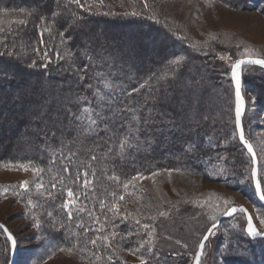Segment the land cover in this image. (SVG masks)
I'll return each mask as SVG.
<instances>
[{
    "label": "rangeland",
    "instance_id": "rangeland-1",
    "mask_svg": "<svg viewBox=\"0 0 264 264\" xmlns=\"http://www.w3.org/2000/svg\"><path fill=\"white\" fill-rule=\"evenodd\" d=\"M94 1L97 4L88 12V17L93 21H90V26L99 33L105 31L113 35H104V42L110 40L113 44L122 45L121 51L125 50L129 63L136 60L150 63L160 53L161 47L166 48L164 52H170L171 57L156 74L158 77L155 83H160L161 89L169 99H191L193 108L198 106L196 100L211 98L213 103L219 106L217 110H221L219 116L223 119V124L230 123V128L225 126L227 130L224 131V136L207 139L204 144H210L211 141L210 145L220 152L227 147L238 151L240 148L235 146L237 135L232 115L234 90L231 84V65L242 57L264 58V14H261L259 9L243 5L233 6L224 0H147V9L144 7V0ZM132 12L138 13L136 17L149 23L133 24L125 19L108 24L109 18H125ZM27 15L28 12L19 10L0 12V28L4 29L0 32V53H13L12 56H0L2 64L11 63L18 66L21 72L33 63L26 40L34 39L35 35L31 34L28 26L10 22L26 19ZM78 20L76 18V21ZM70 23L72 24L71 21ZM74 27L77 26L74 24ZM139 28L142 30L137 33ZM165 35L172 37L171 48H168L167 43L171 41L165 39ZM213 36L215 39H212ZM245 47L250 49V52L245 53ZM140 48H144L146 52L139 53ZM221 56L224 59H220ZM176 58H182L178 67L170 63ZM115 60H122V57L120 59L119 56ZM60 61L54 56L52 69L47 67V70L58 76L61 72ZM35 67L40 69L42 66ZM253 67L255 66H246L242 73V95L247 109L243 125L245 136L257 154L259 178L264 180V101L257 85L260 79L264 80V72ZM8 74L7 78L10 80L13 74L18 72L9 70ZM27 75V79H11L15 85L13 92L7 99L0 97V109L13 113L20 111L19 102L13 107L14 100L21 95L17 94V90L24 85L25 89L28 85L38 84L33 73ZM165 77L169 78L168 83L164 82ZM192 86L195 88H191ZM39 92L40 89H36V93ZM176 105V110L185 115V105L180 102ZM29 108L40 118L27 115ZM48 108L47 100L40 102L36 100L35 94L31 99L25 96L26 115L18 119V122L23 120L25 127L34 131L37 121L47 116ZM210 108V105H204L202 113L208 112ZM195 119L192 127H196L198 121L206 120L200 116L198 121ZM13 123L3 126L5 128L0 132V146L13 141L12 135L15 131L10 130V127L15 125ZM177 132L180 131H174ZM198 141V138L194 141L196 146L199 145ZM242 149L240 154L243 164H240L239 175H233L232 172L230 174L229 171L233 170L231 165L220 157L221 159L215 160L213 165L202 162L204 172L201 173L174 166L139 176L120 195L124 196L123 200H120V196L114 197L112 193L110 198L113 200L105 214L129 223V226L135 225L136 229L134 232L132 228L125 231L120 241H111L110 247L101 240L108 256L95 253L91 249L93 245L87 241L82 242L83 252L60 251L61 248L50 241L51 232H54L50 228L53 222L44 219L49 208H45L43 203L46 195L36 182V175L31 169L25 171L20 166H0V192L5 188L9 189L0 194V222L16 239L15 264H140V257L145 259L146 264H193L200 239L207 228L222 215V212L215 211L216 206L221 209L244 206L251 214L256 227L261 228L259 217L264 216V207L257 200L251 185L250 156L243 147ZM22 181L29 182L27 191L18 187ZM11 186L17 187L13 189ZM29 200L32 201L31 205L28 204ZM225 200L229 201L228 205L224 204ZM113 204L118 206V214L109 211ZM209 204L213 207H209ZM77 209L73 207V211L76 212ZM161 211L168 214L160 216ZM212 215H216L215 221L209 219ZM150 216L155 219H149ZM138 220L140 224H137ZM37 223L39 227L35 226ZM143 224H148L149 228L144 229ZM246 227V217L242 213L222 220L209 238L200 264H264V241L248 237ZM151 230L154 232L150 238L147 233ZM111 234L108 232L109 237ZM148 239L152 240L151 253L147 243L140 247V244ZM177 240L181 243L177 244ZM132 252H135V255ZM101 259L104 260L103 263L99 262ZM9 260L10 243L0 230V264H9Z\"/></svg>",
    "mask_w": 264,
    "mask_h": 264
},
{
    "label": "trees",
    "instance_id": "trees-1",
    "mask_svg": "<svg viewBox=\"0 0 264 264\" xmlns=\"http://www.w3.org/2000/svg\"><path fill=\"white\" fill-rule=\"evenodd\" d=\"M224 1L233 6L243 5L252 9L264 8V0ZM84 2L85 0H82V3ZM89 4L92 5L90 7L92 9L97 3L94 0H87L85 8H80L78 5L69 4L68 0H58L59 6L57 5V0H0V12L9 13L20 9H25V12H28L27 23L22 26H28L31 34L35 35L34 39L26 40V45L29 46L28 50L32 54V62L35 61V66L44 64L43 54L45 51H48L52 61L54 56H56V51H59L62 56L66 51L72 53L71 60L65 58L60 61L61 72H59L58 76H55L43 66L40 69L35 66V69H33L34 67H26L21 72L18 66L16 67L11 63L3 65L0 58V97L2 99H7L11 96L15 86L12 80L27 79V74L33 73L38 80V84L34 85L37 86V89H40V92L35 94L36 100L40 102L47 100L49 103L47 116L43 120L37 121V124H35L36 130L34 131L26 128L23 120L18 122V120H12V117L9 116L10 124L12 122L15 124L10 127V130L15 131L12 135L14 139L12 142L8 141L7 144L0 146V166L29 165V169H42L40 174L36 175V182L39 185L43 184L41 189L46 195L43 198V203L45 208H49V210L47 209L48 215H44V219L53 222L50 228L54 232H51L50 241L59 248H73L75 252L84 251L82 249L83 241L90 242L92 238L108 236V232L109 234L116 233L115 239L112 241H120L122 234L130 228L134 232L136 229L135 225H131V227L129 223L121 222L118 218L108 217L105 214L113 200L110 195L114 193V197L120 196L126 190L124 184L128 183L130 186V183L134 181V177L146 176L156 170H166L174 166L183 170L201 173L204 170L202 162L205 161V163L213 165L215 160L220 157L224 159L225 163L231 165L233 170L229 171L230 174L232 172L234 173L233 175H239L241 172L240 164H243L240 154L242 153L240 150L242 147L238 139L235 138V146L240 148L238 151L227 147L220 152L219 149L214 148L212 145L204 144L207 139L215 136H224L225 130H227L225 126L230 128V123L223 124V119L219 116L221 115L219 114L221 110H217L219 106L215 105L211 98L205 97L196 100L198 106L193 108L191 99L181 101L175 97L169 99L161 89L160 83H155L158 77L156 74L161 70V66H164V63L170 60V52H164L166 48L161 47L160 53L150 63L137 60L135 62H127V53L125 50L121 51L122 45L113 44L110 40L109 42H104V35H107V37L113 36L112 33L105 31L99 33L94 27L90 26L91 19L88 17V12L91 9H88ZM34 5H42V7L37 11ZM53 10L60 12L61 15L57 17L51 16ZM33 12L36 13L35 16L31 15ZM73 13H75V16ZM45 14H47L48 25L51 27V32H45L43 36L44 43L47 45L46 48L40 45V37L38 35L43 27L40 22V16ZM136 16L109 18L108 24L124 21L125 19H127L125 21L133 24L140 22L142 25H147L149 23L147 20L145 21ZM76 18L79 20L76 21ZM136 18L140 20H136ZM70 21L73 25L71 29H69ZM74 24L77 26L76 28ZM38 25L40 27H37ZM61 30H64L66 35L72 37V39L65 40L62 43L59 34ZM141 30L140 28L137 29V33H140ZM163 37L171 41L167 42L168 48H171L173 46L172 37L170 35ZM85 43L88 45L89 55L94 56L98 63L90 67L86 79L83 82H79L76 67L82 68L88 62L83 54ZM140 52L145 53L146 51L144 48H140ZM119 56L120 59L122 57V60H115ZM51 64L48 65V68L52 69ZM253 68L264 72V69L257 66ZM9 70L18 72L16 75L13 74L12 80L5 78L3 75V72L8 74ZM97 71L104 72L116 86L110 92L111 97L117 101L112 105L113 111L122 108L123 104L120 102L129 99L122 92L126 93L133 88H139L141 84L147 81V85L144 88H140L139 92L135 93L131 98L132 105L137 108V115L142 117L138 133L139 147L127 149L123 156H118L116 152L119 149V140L122 138V134L128 130V121L131 118L130 113H121L115 119L114 124L109 121L110 127L117 131L114 141L109 140L112 132H105V124L101 122L95 135L81 138L82 142H75L77 141V131L75 126L70 125L68 121L67 108L70 107L73 111L78 112L79 107L82 106L76 103L78 96L89 97L93 105L96 106V98L93 95L94 90L105 91L99 83V79L95 77V72ZM168 80L169 78L165 77L164 82L168 83ZM88 84L95 85V89L87 88L86 85ZM41 85H43L42 89ZM257 85L259 87L258 90L262 92V100L264 101V80L260 79ZM24 87L25 85L20 90H17V94L22 95ZM191 88L194 89L195 87L192 86ZM41 92L43 93L42 95L40 94ZM179 102L185 105V115L176 110V104ZM204 105L211 106L210 112L202 113L204 112ZM100 107L103 108L106 118L112 117L113 112L108 110L107 104H102ZM149 109H152L151 113ZM232 115H234L233 111ZM199 116L205 117L206 120L198 121L197 118ZM39 118L36 116V119ZM194 119L198 121L196 127L191 126ZM144 121L147 122L145 123ZM7 128L8 126H6ZM243 128L245 130L244 125ZM2 131L3 129L0 132ZM174 131L180 132L174 133ZM52 132H55L56 135L53 136ZM162 137L165 138L162 139ZM197 138L199 140L198 146L194 143ZM245 138L249 141L246 136ZM105 141H108V143L106 144ZM62 144L67 145L64 148L65 155H67L69 149L77 153V159L73 161L71 170L72 179L75 178L77 166L81 161L87 163L92 155L98 157V160L91 161L92 167L88 169V178L92 183L87 189L80 186V184H73L72 179H68L67 174L63 173L60 159L53 156V150L60 149ZM202 144L204 145L202 146ZM109 146L113 148L112 152L108 151ZM89 149L95 150L89 151ZM237 153L240 154L239 157ZM53 159H55V163H53ZM65 163L67 162L65 161ZM82 170L83 168H81ZM58 177H64V184L59 182ZM112 177H118V179H112ZM231 179H235V177H231ZM53 183L57 185L54 190L51 188ZM251 185L253 186V183ZM67 187H72L73 191L79 196V201L71 205L68 210L63 207L64 201L68 199L65 191ZM49 192L52 193L51 197L48 196ZM101 200L105 201L103 209L100 205ZM85 205L87 206V212H79L78 209ZM73 207L78 208L76 212L73 211ZM69 210L73 213L72 220L68 219ZM88 212H94V215L90 217ZM97 217L99 223H94ZM79 223H82L84 227L92 228L93 231L85 233L83 228L77 227ZM101 227H103V231H99ZM256 239L261 240V238ZM101 240L98 239L97 245L95 247L91 246V249L95 253L108 256L105 246L101 244ZM103 261L101 259L99 262L103 263Z\"/></svg>",
    "mask_w": 264,
    "mask_h": 264
},
{
    "label": "snow or ice",
    "instance_id": "snow-or-ice-1",
    "mask_svg": "<svg viewBox=\"0 0 264 264\" xmlns=\"http://www.w3.org/2000/svg\"><path fill=\"white\" fill-rule=\"evenodd\" d=\"M206 2H207V0H206ZM68 3L78 5L80 8H85V4L87 3V0H85L84 3H82V0H68ZM57 5H58V0H57ZM226 6H228V5H226ZM34 7L36 8L37 11H39V9L42 7V5H34ZM88 7L90 8V7H92V5L89 4ZM144 7H145V9H147V7H148L147 0H144ZM19 11L25 12V9H20ZM259 11L261 12V14H264V8H260ZM35 14H36L35 12L31 13V15H33V16H35ZM109 14L110 13H104V15H109ZM59 15H61V13L56 11V10H53L51 12V16H53V17H57ZM73 15L75 16V13H73ZM131 15L135 16V15H139V14L136 12H132ZM149 18L155 19V17H149ZM40 22H41V25H43L41 31L38 33V35L40 37V45L42 47L46 48L47 45H45V43H44L43 36H44L45 32H49V33L51 32V27L48 25V22H47V14L40 16ZM10 23L25 25L27 23V19L12 21ZM37 27H40V25H38ZM72 27H73V25L70 24L69 29H71ZM3 31H4V29L0 28V32H3ZM59 34L61 36L62 43L65 40L72 39V37H69L66 35V32L64 30H61ZM212 39H215V37L213 36ZM37 51H39V49H37ZM244 52L248 53V52H250V49L245 47ZM83 54L86 57L88 62L85 63L82 68L79 66L76 67V74L78 75V81L79 82H83L86 79L89 68L95 66L98 63V61L95 59L94 56L89 55V49H88L87 43H85V45H84V53ZM3 55L12 56L13 53L12 52L0 53V56H3ZM43 58H44L45 62L42 66L44 68H47L48 65L52 63V60L48 54V51L44 52ZM65 58H67L68 60H71L72 59V53L69 51H66L65 54L62 56L59 51H56V59L57 60H62ZM219 58L224 59L223 56H221ZM181 60H182V58H176V59L172 60L170 63L173 65H176L178 67L181 64ZM244 65H259L261 67H264V58H252L251 56H249V57L244 58V59H237L231 65V80H232L234 87H235V131L237 133H239L240 143L247 149V152L250 154V157H251L250 179L255 184L256 194L258 195V197L261 200H264V180L260 179L259 175H258L257 154L253 150L252 144L249 143V141L245 138L243 122H242L243 117L247 111V109L245 107L246 102L243 99L242 94H241V77H242V71H243L242 66H244ZM34 66H35V61H33L32 64L28 65L29 68L34 67ZM3 75L5 76V78H7V76H8V74L6 72H3ZM165 75H167V74H165ZM95 77L99 79V83L103 86V89L105 90V91H101L99 89H95V85H93V84L86 85V87L89 89H95L93 92V95L96 98V106L93 105V102L91 101V99L89 97H86L84 95H80L76 99V103L79 105H82L79 107L78 112L73 111L70 107L67 108V117H68L69 124L74 125L75 130L77 131V141H75V142H82L81 138H88V137L95 135L99 130L101 122H103L105 124V128H104L105 132H112V136L109 137V140L114 141L115 137L117 135V131L115 129H113L112 127H110L109 121H111L114 124L115 119L121 113H130L131 118L128 121V130L126 133L122 134V138L119 140V149L116 152V154L118 156H123L127 149H131L133 147H137V148L139 147L138 133L140 131L139 123H140L142 117L140 115H137V108L132 105L131 98L133 97V95L135 93L139 92L140 88H144L147 85V81L145 83L141 84L139 86V88H133L130 91H127L126 93L122 92V94L126 95L129 99L127 101L120 102L123 104V107L119 108L116 111H113L112 105L114 103H116L117 101L111 97L110 92L116 86L108 78V76L102 71L95 72ZM40 87L42 89L43 85H41ZM36 89H37L36 85H28L23 90V94L18 95L16 97V99L13 102V107H15L16 103L19 102L21 105L20 111L13 113L10 110L6 111L4 109H0V121L3 122V123H0V130H2L4 125H8L10 123L9 122V116L12 117V120H18V119H22L25 117L26 112L24 110V97L26 96L28 99H31L32 95L36 94ZM40 94L42 95L43 93L41 92ZM252 103H253V105L255 104V98H253ZM102 104L108 105V110L113 112L112 117H107V118L105 117L104 112H103V108L100 107ZM151 111H152V109H149L150 113H151ZM27 115L35 118L37 116V113L34 110H32L31 108H29L27 110ZM41 119H42V117H41ZM144 122L146 123L147 121H144ZM52 135L55 136L56 133L52 132ZM105 143L107 144L108 141H105ZM209 143L211 144V141H209ZM65 147H67V145L62 144L61 148L60 149H54L52 154L55 158L60 159L63 173L67 174L68 179H72L71 170H72L73 161L77 159V153L73 152L71 149H69L67 155H65V153H64ZM94 150L95 149H89V151H94ZM108 151L112 152L113 148L109 146ZM96 160H98V157L95 155H92L88 159L87 163L81 161L80 164L77 166V174H76L75 178L72 179V183L73 184H80V186L87 189L88 186L92 183V181L89 180V178H88L89 177L88 169L92 167L91 161H96ZM65 161L67 163H65ZM53 163H55V159H53ZM20 167L25 171L29 170V165H21ZM81 168H83L82 171H81ZM31 170L33 171L34 175H39L40 172L42 171V169H37V168H32ZM153 175H155V173ZM137 176H139V174H137ZM81 178H83L82 183H81ZM136 178L137 177H134L133 179H136ZM57 179H59V182L61 184H64V177H58ZM112 179H118V177H112ZM28 184H29L28 181H22L18 187L20 189H23L24 191H27L28 190ZM56 186H57L56 183H53L51 185V188L54 190L56 188ZM15 187H17V186H11V188H13V189ZM39 187L43 188V184H40ZM128 187H129V184L125 183L124 188L127 189ZM8 190H9L8 188H5V189H3V192H7ZM65 191H66L68 199H66L64 201L63 207H64V209L68 210V209H70L71 205H74L79 201V196H78V194H76L73 191L72 187H67L65 189ZM3 192H0V194H3ZM48 196L51 197L52 193L49 192ZM123 199H124V196H120V200H123ZM217 199H219V198H217ZM201 203L203 204L204 202L202 201ZM28 204L31 205L32 201L29 200ZM224 204L228 205L229 201L225 200ZM100 205H101V208L103 209L105 207V201L101 200ZM208 206L213 207L211 204H209ZM78 211L81 213L87 212V206L85 205L84 207H80L78 209ZM109 211L116 212L118 214V206L116 204H113L111 206V208L109 209ZM215 211L216 212H222V214L225 216H232L236 211L244 212L247 215L246 210L242 207L239 209H237L235 207H226V208L221 209L219 206H216ZM167 214L168 213L164 212V211L159 212L160 216H166ZM88 215L91 217L94 215V212H88ZM72 218H73V213L71 210H69L68 211V219L72 220ZM148 218L153 219V220L155 219V217H153V216H150ZM33 219H35V218H33ZM209 219L212 221H215L216 215L210 216ZM94 223H99L98 217L94 221ZM140 223L141 222L138 220L137 224H140ZM259 223L261 226L260 229H258L257 227L254 226L252 217L250 215H248L247 216V227L245 229V232H246L247 236L251 237L253 240H255L257 237H259V238H261L262 241H264V216L259 217ZM35 226L39 227V224L37 223ZM77 227L83 228L85 233L93 231L92 228L84 227V225L82 223L77 224ZM113 227H115V225H113ZM142 227L144 229H148L149 225L143 224ZM216 228H217L216 223H212L211 226L207 228L206 233L203 235L202 239H200L199 244H198V250L195 253L194 264H200V259H201L203 252H204L206 244L209 241V238L211 237V235L213 234V232ZM0 229H4V231L7 233V239L11 242V245L13 247H15L16 241H15L13 235L10 232H8L7 229H5L3 225H0ZM99 231H103V227H101L99 229ZM153 232H154V230L148 231V233H147L148 237L151 238L153 236ZM129 235H131V233H129ZM115 236H116V233L113 232L111 238L109 236L97 237V239H92L90 241V243L93 245V247H95L97 245V240L102 239L105 242V244H107L110 247L111 241L115 239ZM145 243H147L149 245L148 251L150 253L153 252V248L151 247L152 240L148 239L147 241L142 242L140 244V247H144ZM176 243L179 244L181 242L179 240H177ZM185 247H187V245H185ZM60 251H67V252L71 253L73 251V248H67V249L61 248ZM132 254L135 255V252H132ZM174 255H175V253H174ZM109 259H111V256L109 257ZM140 264H146L145 259L143 257H140Z\"/></svg>",
    "mask_w": 264,
    "mask_h": 264
},
{
    "label": "water",
    "instance_id": "water-1",
    "mask_svg": "<svg viewBox=\"0 0 264 264\" xmlns=\"http://www.w3.org/2000/svg\"><path fill=\"white\" fill-rule=\"evenodd\" d=\"M244 58H247V57H242V58H239V59H244ZM252 58H259V57H252ZM246 66H257V67H259V68H261V69H264V67H261V66H259V65H244V66H242V68L244 69ZM242 73H243V71H242ZM230 75H231V71H230ZM232 81V80H231ZM232 86H233V90H234V119H235V87H234V84H233V82H232ZM241 94H242V77H241ZM242 97H243V95H242ZM243 99H244V97H243ZM245 100V99H244ZM243 122V121H242ZM236 135H237V139H238V141H239V143H240V140H239V133H237L236 132ZM250 143V142H249ZM241 144V143H240ZM242 145V144H241ZM242 147L245 149V151H246V153L250 156V154L247 152V149L242 145ZM253 150H254V148H253ZM251 158V157H250ZM257 167H258V165H257ZM253 183V182H252ZM253 187H254V190H255V184L253 183ZM255 195H256V198H257V200L259 201V203L264 207V200H261L259 197H258V195L256 194V190H255ZM244 208L245 210H246V213H247V215L244 213V212H240V211H236L234 214H236V213H242V214H244L245 215V217H246V221H247V216L248 215H250L251 216V214L249 213V211L244 207V206H237V207H235V208H237V209H239V208ZM233 214V215H234ZM232 215V216H233ZM228 217H231V216H225V215H221L218 219H217V221L215 222L216 223V225L218 226L219 225V223L222 221V220H224L225 218H228ZM252 217V216H251ZM253 220V219H252ZM253 224H254V226L256 227V225H255V223H254V221H253ZM0 225H3L4 226V228L5 229H7V231L8 232H10L9 230H8V228L3 224V223H1L0 222ZM210 227V226H209ZM3 233H4V235L6 236V238H7V233L4 231V229H0ZM11 233V232H10ZM206 233V232H205ZM204 233V234H205ZM12 234V233H11ZM13 235V234H12ZM14 237V236H13ZM257 238H259V237H257ZM14 239H15V237H14ZM202 239V238H201ZM9 241V240H8ZM15 241H16V239H15ZM9 243H10V260H9V264H15L16 263V256H17V244L15 245V247H13L12 245H11V242L9 241ZM198 250V249H197ZM203 255V254H202ZM201 258H202V256H201ZM194 260H195V258H194ZM200 261H201V259H200ZM193 264H194V261H193Z\"/></svg>",
    "mask_w": 264,
    "mask_h": 264
}]
</instances>
